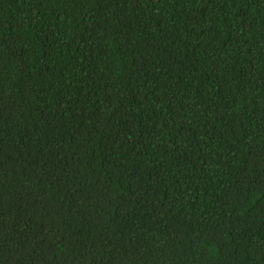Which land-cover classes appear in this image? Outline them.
<instances>
[{
	"label": "trees",
	"instance_id": "obj_1",
	"mask_svg": "<svg viewBox=\"0 0 264 264\" xmlns=\"http://www.w3.org/2000/svg\"><path fill=\"white\" fill-rule=\"evenodd\" d=\"M0 264H264V0H0Z\"/></svg>",
	"mask_w": 264,
	"mask_h": 264
}]
</instances>
